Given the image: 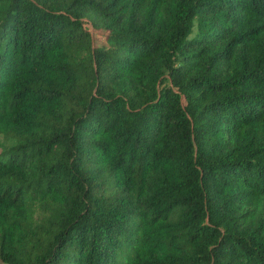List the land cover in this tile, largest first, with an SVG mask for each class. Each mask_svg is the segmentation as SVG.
<instances>
[{
  "label": "trees",
  "instance_id": "1",
  "mask_svg": "<svg viewBox=\"0 0 264 264\" xmlns=\"http://www.w3.org/2000/svg\"><path fill=\"white\" fill-rule=\"evenodd\" d=\"M0 264H264V0H0Z\"/></svg>",
  "mask_w": 264,
  "mask_h": 264
},
{
  "label": "rangeland",
  "instance_id": "2",
  "mask_svg": "<svg viewBox=\"0 0 264 264\" xmlns=\"http://www.w3.org/2000/svg\"><path fill=\"white\" fill-rule=\"evenodd\" d=\"M93 35H94V42L96 44L102 43L104 42V36H102L101 34H98L95 32V30H93V28H91Z\"/></svg>",
  "mask_w": 264,
  "mask_h": 264
}]
</instances>
